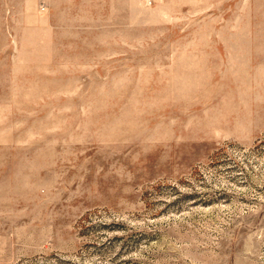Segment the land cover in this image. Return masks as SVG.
I'll use <instances>...</instances> for the list:
<instances>
[{
	"label": "rangeland",
	"instance_id": "1",
	"mask_svg": "<svg viewBox=\"0 0 264 264\" xmlns=\"http://www.w3.org/2000/svg\"><path fill=\"white\" fill-rule=\"evenodd\" d=\"M0 264H264V0H0Z\"/></svg>",
	"mask_w": 264,
	"mask_h": 264
}]
</instances>
